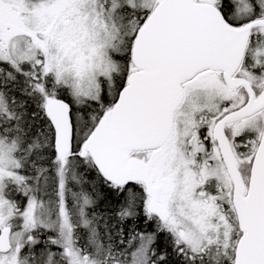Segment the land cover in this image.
<instances>
[{
    "label": "snow or ice",
    "instance_id": "obj_1",
    "mask_svg": "<svg viewBox=\"0 0 264 264\" xmlns=\"http://www.w3.org/2000/svg\"><path fill=\"white\" fill-rule=\"evenodd\" d=\"M0 264H264V0H0Z\"/></svg>",
    "mask_w": 264,
    "mask_h": 264
}]
</instances>
